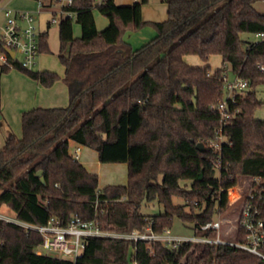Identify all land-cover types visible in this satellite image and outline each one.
<instances>
[{
    "label": "trees",
    "instance_id": "16d2710c",
    "mask_svg": "<svg viewBox=\"0 0 264 264\" xmlns=\"http://www.w3.org/2000/svg\"><path fill=\"white\" fill-rule=\"evenodd\" d=\"M258 1L264 0H164L166 19L151 22L141 16L148 0H72L63 10L74 17L58 20L62 77L12 59L10 67L0 66V73L16 69L44 88L61 81L69 99L66 107L23 112L21 137L7 136L0 152V208L27 224L45 225L50 218L66 224L78 217L113 233L149 226L161 234L177 219L193 236L214 239V230L201 228L227 210L228 190L241 178H256L264 189V120L255 117L264 106V98H257V89L264 88V39L241 38L264 34V14L253 7ZM94 10L109 22L102 31ZM74 24L79 37L72 35ZM144 27L156 36L133 50L123 36ZM41 52L50 53L47 32L39 35ZM189 55L203 65L187 64ZM212 56L222 66L210 72ZM227 70L248 89L226 100L230 119L214 152L209 144L221 123L210 106L224 100ZM69 141L94 151L101 164H126V184L99 189L97 175L69 154ZM143 203L162 211L144 215ZM243 239L237 228L229 241ZM41 243L38 233L0 219V264H264L229 245L186 242L172 249L159 241L106 238H88L73 262L37 254Z\"/></svg>",
    "mask_w": 264,
    "mask_h": 264
},
{
    "label": "built area",
    "instance_id": "2783aa9c",
    "mask_svg": "<svg viewBox=\"0 0 264 264\" xmlns=\"http://www.w3.org/2000/svg\"><path fill=\"white\" fill-rule=\"evenodd\" d=\"M136 1L138 0H133V2ZM54 2H57L60 6V16L64 14L68 18L74 17L73 13L63 10L65 7L71 5L72 0H58ZM4 18L5 23L0 27V66L10 67V59H12L16 60L21 67L32 70L36 65V58L39 54L38 41L40 35V33L36 32L32 14L26 11L13 12L7 9L4 11ZM55 21V19H52V23ZM256 37L264 39V34H258ZM7 50L14 52L12 58L7 54ZM225 88L228 91V97L217 103L216 106H210V109H214L219 113L221 123L220 129L217 131L219 134L218 138L209 144V147L214 152L220 150V144L224 141V137L221 134L222 127L230 119L226 100L230 99L233 102L234 94L246 91L248 83L235 78L232 83H227ZM71 156L78 161L80 148H75ZM260 185L261 181L256 178L248 180V192L241 202L235 221L236 229H240L244 234L242 243H234L220 237L221 220L202 226V231L210 229L216 232V237L209 239L205 237L173 235L170 229L164 230L161 234H154L151 232L149 226L142 232L113 233L101 230L98 223L94 220L83 221L78 217H72L66 224H62L56 218H50L45 225L40 226L19 222L14 218L4 216L0 217V219L19 225L26 231L38 233L42 238L40 246L42 249L57 254L59 258L69 259L73 262L83 254L85 241L88 238L128 240L133 244L139 241H159L172 249H177L181 244L186 242L229 245L264 259V254L261 251L264 249V189H261Z\"/></svg>",
    "mask_w": 264,
    "mask_h": 264
},
{
    "label": "rangeland",
    "instance_id": "374dc122",
    "mask_svg": "<svg viewBox=\"0 0 264 264\" xmlns=\"http://www.w3.org/2000/svg\"><path fill=\"white\" fill-rule=\"evenodd\" d=\"M6 1L8 0H4V2ZM15 1L17 2L21 0ZM163 1L164 0H148L147 4L144 5L145 11H147V13L154 12L155 14H157L158 11H160V7L163 6L165 11L162 21H164L166 19V5ZM43 2L44 6L40 7L37 12L32 13V17L34 20L36 32H47V47L50 53H39L36 58V65L32 68L31 71L49 70L61 75L62 66L57 58L59 49V27L57 21L59 20L60 16V6L57 2L49 3L48 0H43ZM25 3L32 5L33 2L27 1ZM152 3L158 4L156 9L151 6ZM18 7L19 4L14 3L10 4L8 6V9L18 12L24 11L21 9H16ZM253 7L257 13L264 14V1H258L254 3ZM93 15L94 19L96 20L97 28H100L102 21H104V17L100 16L97 10H94ZM62 17H66V15L63 14ZM52 19H55L56 21L52 23ZM77 27V24L73 25L75 36L79 35V30ZM137 32L138 31L134 33L132 32V34H137ZM241 38L246 41H254L258 39L257 37L249 34H242ZM184 60L191 66L203 65L202 61L197 56L189 55L184 57ZM208 64L210 67V72H213L222 66L221 58L219 56H212L210 57ZM234 80V75L230 73L229 70H227V80L225 87L227 83H232ZM225 87L223 91L224 99L228 97V91ZM39 88H41V86L38 85L34 80L30 79L28 76L16 69L11 68L6 73H0V117L3 116L2 119L0 118V152L3 150L5 140L9 134H12L16 137L21 136V128L19 125L20 118L18 116V111L26 104H38L37 102H39L41 98L37 90ZM257 98L260 100L264 98V88L260 87L257 89ZM255 117L256 119L264 120V106L256 111ZM6 118L10 120V124L8 123V120ZM16 128H18V132H16ZM77 147L80 148V160H86L87 162H89L88 169L90 170V172L97 175L99 189L108 185H124L126 183V164H101L98 162L97 156H95V152L88 148L77 146L74 143H71V145L69 146L70 154H73L75 148ZM247 192L248 180L242 178L238 181L236 186L228 190V208L223 214L218 215L217 217V220L222 221L220 227V237L222 239L229 241L234 238L236 230L235 221L240 210L241 202L246 196ZM175 202L181 203L180 200H175ZM161 211V207L157 206L156 203H152L150 205L143 203L140 209V212L144 215H153ZM2 216L14 218L12 211L5 205L0 208V217ZM171 232L173 235L193 236V232L190 227L188 225L182 224L177 219H174L173 221ZM36 252L44 256L59 258L57 254L46 251L41 247L37 248Z\"/></svg>",
    "mask_w": 264,
    "mask_h": 264
},
{
    "label": "crops",
    "instance_id": "0c3cea01",
    "mask_svg": "<svg viewBox=\"0 0 264 264\" xmlns=\"http://www.w3.org/2000/svg\"><path fill=\"white\" fill-rule=\"evenodd\" d=\"M27 1H32V0H26V1L21 0V1H17V2L15 0H8V1H6L7 3L4 2V0H2L0 2V27L3 26L5 23L4 11L8 9V6L10 4L18 3L19 7L16 9L24 10L21 12L26 11V12H30L31 14L37 12V10L40 8L39 3L36 1H32L33 2L32 5H29L28 3H25ZM114 3L117 5H126V4L133 3V0H114ZM151 6H153V8L156 9L158 4L152 3ZM164 11H165V9L162 6V7H160V11H158L157 14H155L154 12L147 13V11H145V7L143 5L141 8V16H142V19L144 21L161 22L163 20ZM13 12H18V11H13ZM93 12H92V14H93ZM93 17H94V15H93ZM94 21H95V26H96V20L94 19ZM108 25H109L108 20L106 18H104V21H102V23H101V27L97 28V26H96V29H97V31H102L105 28H107ZM77 28L79 30V35L75 36L74 29H72L73 37H79L80 36V27L78 26ZM155 36H156V33L152 29L143 28L140 31H138L137 34H132V32H126L123 36V41L125 43L129 44L133 50H136V49H139L140 47H142L143 45H145L150 40H152ZM47 71H49V70H47ZM57 75H59L60 77L63 76V67H62L61 75L60 74H57ZM37 90L41 96L40 101L37 102L38 104H33V103L32 104H26L25 106H23L18 111L19 112L18 116L20 118V124H19L20 128H21V114L25 111L31 110L33 108H62V107L68 106V104H69L68 92H67L66 86L61 81L55 82L50 88H44L41 86V88H39ZM2 118H3V116H1V119ZM6 119L8 120V123L10 124V120L8 118H6ZM16 129H17L16 132H18L19 131L18 128H16ZM20 137H17V138H20ZM71 143H74V142L69 141V146L71 145ZM69 154H70V152H69ZM95 156H97L96 153H95ZM78 162L89 173H92L88 169L89 162H87L86 160L81 161L80 157H79ZM13 217H14V214H13Z\"/></svg>",
    "mask_w": 264,
    "mask_h": 264
},
{
    "label": "water",
    "instance_id": "95a60500",
    "mask_svg": "<svg viewBox=\"0 0 264 264\" xmlns=\"http://www.w3.org/2000/svg\"><path fill=\"white\" fill-rule=\"evenodd\" d=\"M6 52H7V54H8L11 58L14 56V52H13V51H9V50H7ZM0 118H1V117H0ZM196 149H197L198 151H200V152H204V145H203L202 143H198V144L196 145ZM36 177H39V178H40V181H41L42 183L44 182L43 177L41 176V171H39V172L36 173Z\"/></svg>",
    "mask_w": 264,
    "mask_h": 264
}]
</instances>
